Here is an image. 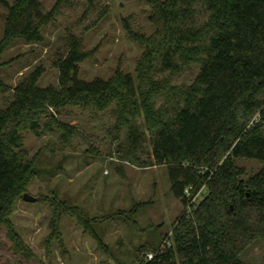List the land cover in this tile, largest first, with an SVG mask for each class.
<instances>
[{
	"label": "trees",
	"instance_id": "1",
	"mask_svg": "<svg viewBox=\"0 0 264 264\" xmlns=\"http://www.w3.org/2000/svg\"><path fill=\"white\" fill-rule=\"evenodd\" d=\"M1 1L8 15L0 51L19 38L44 39L55 10L46 11L41 0ZM152 2L155 31L139 36L145 49L137 76L117 71L110 78H80L88 54L82 36L70 32L66 51L55 60L58 85L40 86L42 71L36 70L0 109V228H8L25 254L32 252L17 238L10 216L23 193L18 181L36 173L21 130L39 133L48 110L68 104L110 110L114 133H125L128 159L167 165L171 191L184 205L208 187L194 211L180 215L172 246L151 260L143 249L138 264H249L242 253L264 242V164L247 178L236 162L248 157L264 163V0ZM54 116L49 130L73 133ZM162 241L148 247L157 251Z\"/></svg>",
	"mask_w": 264,
	"mask_h": 264
},
{
	"label": "rangeland",
	"instance_id": "2",
	"mask_svg": "<svg viewBox=\"0 0 264 264\" xmlns=\"http://www.w3.org/2000/svg\"><path fill=\"white\" fill-rule=\"evenodd\" d=\"M41 2L46 11L56 13L55 20L43 27L44 39L19 38L0 51V109L11 104L16 86L36 70L42 71L40 86L58 85L55 60L66 51L70 32L82 36L88 54L80 63V78H110L117 71L137 76L145 49L139 36L149 37L155 31L152 0ZM7 15L8 8L0 0V41ZM52 114L73 133L49 130ZM114 121L110 110L68 104L59 110L50 108L39 133L27 127L21 130L26 158L36 173L28 176L29 181L28 177L18 181L23 193L10 216L17 238L32 254L16 249V240L4 225L0 264H138L143 249L147 257L154 252L148 246L172 241L174 225L186 205L171 191L168 166H140L128 159L125 133H114ZM236 162L247 178L264 164L248 157ZM207 191L206 184L199 188L196 204ZM25 193L38 199L26 200ZM242 258L249 264H263L264 242H254Z\"/></svg>",
	"mask_w": 264,
	"mask_h": 264
},
{
	"label": "built area",
	"instance_id": "3",
	"mask_svg": "<svg viewBox=\"0 0 264 264\" xmlns=\"http://www.w3.org/2000/svg\"><path fill=\"white\" fill-rule=\"evenodd\" d=\"M193 185H189L187 188H186V195L187 196H192V193H193ZM196 194H194L192 196V198L189 200V202L187 203L186 205V208H185V211L184 212H187V213H191L192 211H194L195 207L197 206V204L195 203L196 201ZM170 246H172V241L169 240V239H166L161 245L160 247L158 248L157 251H154V252H148L147 254V259L148 260H151L153 259L159 252H162L164 250H166L167 248H169Z\"/></svg>",
	"mask_w": 264,
	"mask_h": 264
},
{
	"label": "water",
	"instance_id": "4",
	"mask_svg": "<svg viewBox=\"0 0 264 264\" xmlns=\"http://www.w3.org/2000/svg\"><path fill=\"white\" fill-rule=\"evenodd\" d=\"M23 197L26 199V200H29V201H36L38 199V197H35V196H32L31 194L29 193H25L23 195Z\"/></svg>",
	"mask_w": 264,
	"mask_h": 264
}]
</instances>
